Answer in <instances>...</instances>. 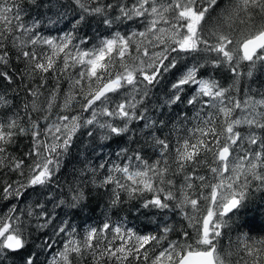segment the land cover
<instances>
[{
	"label": "snow or ice",
	"instance_id": "snow-or-ice-1",
	"mask_svg": "<svg viewBox=\"0 0 264 264\" xmlns=\"http://www.w3.org/2000/svg\"><path fill=\"white\" fill-rule=\"evenodd\" d=\"M74 3L81 11L76 24L86 17L100 16L101 23L109 28L117 22L141 21L143 30L122 33L113 29L107 34L80 39L75 33L44 37L35 31L37 23L24 22L20 0H0V65H9L15 56L24 63L21 79L26 75L35 81L33 86L26 85L32 99L24 104L23 115L11 108L0 113V169L24 175V159L8 153L19 135H31L33 147L27 155L35 157L26 183L17 188L7 184L4 198L22 195L21 188L52 183L59 170V157L67 152L73 136L83 126L104 130V140L123 138L126 134L131 138L143 132L146 140L158 146L160 158L150 164L139 153L129 156L128 150L122 149L117 155L128 163H113L100 186H114L113 204L120 202L119 190L129 196L151 193V198L143 204L145 208L169 209V202L175 201L173 208H179L185 218L200 225L196 235L185 232L182 241H171L150 259L145 245L159 242L156 236L137 235L104 223L101 229L92 228L80 238L69 220L56 222V216L46 205L38 203L37 207L42 209L37 213L43 219L41 227L51 225L54 235L61 237L62 250L57 251L50 264H75L76 257H82L85 252L99 258H114L118 264H124L129 254H134L135 259L142 258L145 264H233L228 259L233 253L222 242V237L227 235L222 229L230 228L232 219L228 214L243 206L252 187L264 188V132L258 135L249 131L245 137L237 129L247 125L250 129L264 130V111H257L264 108V99L233 100L216 80L198 76L203 64L185 65L184 73L172 83L174 91L165 104L183 102L181 93L190 90L193 95L187 103L197 106L195 119L199 123L186 129L176 141L172 164L167 159L172 149L170 138L155 134L161 129L154 126L163 121L149 122L141 106L149 96V86L160 83L165 72L177 67L180 53H214L211 62L217 67L226 64L237 76L243 62L255 66L257 61H264V20L259 25L251 23L256 14L264 17V0H229L211 28L208 20L215 12L213 6L219 7L217 0H131L130 3L119 0L115 5L100 0H74ZM256 8L259 13L254 12ZM62 77L68 80L63 96ZM51 79L56 81L54 85L50 84ZM0 80L12 84L14 77L3 70ZM61 99L63 103L58 105ZM0 104L8 106L9 101L0 95ZM57 106L63 114L53 117ZM236 109H240L241 115L233 119ZM31 113L42 116L43 126ZM84 113L88 115L85 117ZM23 120L30 123V129L21 123ZM136 122L143 123L137 128L133 126ZM144 129L149 130L144 132ZM88 134L92 135V130ZM245 141L256 148H245ZM237 149H242L245 155L241 156ZM202 163L207 164L210 176L197 172V166ZM99 168H105V164ZM177 176H182V180L175 179ZM65 195L70 197L67 203L70 208H77L84 199L83 191L78 188L69 187ZM65 203L59 200L57 206ZM188 206L190 213L186 211ZM15 212L13 208L6 216H0V259L16 253L21 255L22 264H35L31 254L23 255L27 222ZM27 215L33 213L29 211ZM109 230L113 233L111 238L107 235ZM170 230L164 228L165 233ZM240 245L238 251L244 253V264H264V240L243 239ZM46 247L51 248L52 244L49 242Z\"/></svg>",
	"mask_w": 264,
	"mask_h": 264
},
{
	"label": "trees",
	"instance_id": "trees-1",
	"mask_svg": "<svg viewBox=\"0 0 264 264\" xmlns=\"http://www.w3.org/2000/svg\"><path fill=\"white\" fill-rule=\"evenodd\" d=\"M100 2L115 5L119 0H100ZM124 2L130 3L131 0H124ZM228 3L229 0H217L219 7L213 6L215 12L211 13V19L208 20L209 28L215 23L220 9L223 6L226 7ZM20 6L23 9L25 23L29 25L37 23V27H41L44 31H50L49 28H52L51 33L46 35L35 29L44 37H60L67 33H75L76 38L80 39L85 36L93 38L107 34L113 29L122 33H130L137 29L143 30L141 21H125L124 24L117 22L113 25V28H109L101 23L102 17L100 16H89L83 22L76 24L81 11L75 5L74 0H20ZM254 12L259 13L255 9ZM262 18L259 14H256L251 23L259 25ZM13 52H15V49H13ZM172 55L176 56L177 54L173 53ZM200 57H208V59L201 60ZM214 57V53H180L177 59V67L165 72L160 78V83L149 86V96L144 100L141 108L145 110L149 122L163 121V124L154 126L161 129V131L155 132L156 135L161 138H170L167 136L168 134L175 135V139L170 138L172 149L167 155L170 164L173 163L176 155V141L186 129L199 123L195 119L197 106L187 103V100L193 95L190 90L186 89L181 93L183 102L171 106L165 104V101L174 91L171 87L172 83L184 73L186 70L185 65L191 67L193 63L203 64L198 76L216 80L221 87L228 90L226 96L233 100L238 99L243 102L246 98H250L252 101L264 99V61H257L255 66L243 62L239 69L240 75L237 76L226 64L219 67L215 66L211 62ZM3 70L10 72L14 77V81L12 84H8L6 81L0 80V95L9 101L8 106L0 104V113L8 112L11 108L20 111L23 115L24 104L32 99L27 94L26 85L33 86L35 81L26 75L23 80L21 79V75L24 74V63L22 60H17L15 56L12 57L9 65H0V71ZM48 75L51 77L52 73ZM55 82L54 79L50 80V84L54 85ZM60 86L61 96H63L68 88V80L62 77ZM62 103V99L58 101V105ZM257 111H264V108H257ZM57 114H63L59 112L58 106L53 109V117ZM31 115L34 119L38 118L41 126H43L45 122L40 114L31 113ZM87 115V113L83 114L85 117ZM240 115V109H236L232 118H237ZM21 123L29 129L31 128L30 123L26 120L21 121ZM81 123H83V120ZM142 123L136 122L133 126L139 128ZM248 129L252 130L247 125H242L238 126L237 130L241 131L242 136H244ZM90 130H92V135L88 134ZM148 130L144 129L143 131ZM256 130L258 134L264 132L261 129ZM103 131L98 127L93 128V126L81 127L73 136L71 146L67 152L59 157V170L53 177L52 183L46 186L21 188L22 195L16 196L13 194L4 198L3 189L7 184H12L13 188H17L20 184L26 183L25 178L30 175V165L35 159V157L27 155L33 147L31 135L17 136L15 143L9 147V155L16 159H24L25 168L23 176L17 172H9L7 168L0 169V216H6L15 208V215H19L22 220H26L27 245L23 250V255L31 254L35 259V264H50L52 257L62 249L61 237L54 235L53 227L51 225L41 227L43 219L39 218L37 213L41 212L42 209L37 207L38 203L46 205L48 210L56 216V222L64 219L69 220L72 226L76 228L80 238H83L92 228L101 229L104 223H109L114 227L119 226L137 235L156 236L159 242L151 241L145 245V248L149 251L150 259L168 247L171 241H182L185 232L190 236L196 235V230L200 225L195 220L185 218L184 212L179 208H173L172 205L175 201L169 202V209H159L151 206L145 208L143 204L147 198H151V193H136L129 196L127 192L119 190L120 202L113 204L114 186L100 185L113 163L120 165L128 163L127 160L118 157L117 154L122 149H127L126 155L131 156L134 153H139L150 164L160 157L158 146H154L150 139L146 140L143 132H137L131 138L126 134L123 138L113 137L104 140L102 139ZM248 146L252 145L248 144ZM201 158H203V153ZM208 159L210 160L211 157ZM102 163L105 164L103 169L99 168ZM173 166L175 165L173 164ZM196 170L200 174L211 175L206 163L198 165ZM175 179L182 180V176H177ZM256 183L258 182L253 181V184ZM69 187L83 191L84 199L77 208L67 206L70 197L66 196L65 193L68 192ZM59 200H65L66 203L57 206ZM29 211L33 213L32 216L27 215ZM186 211L191 212L190 206ZM66 213L68 215H65ZM228 215L232 219L229 221L230 228L222 229L223 232L227 233L222 237V242L227 248L231 246L230 251L233 254L228 259L233 264H244V253L238 251V248L242 247L240 241L243 239L252 242L264 240V188L252 187L243 206L234 209L233 213ZM225 219H228V217H225ZM166 226L171 229L167 233L164 232ZM107 235L111 238L113 235L111 230ZM49 242L52 244L51 248L46 247ZM116 243L119 244L120 241H116ZM141 252H143V249ZM0 264H22L21 255L9 253L7 257L0 259ZM75 264H118V262L114 258L109 259L107 256L99 258L85 252L82 257H76ZM124 264H145V262L142 258L135 259L134 254H129L128 260L124 261Z\"/></svg>",
	"mask_w": 264,
	"mask_h": 264
},
{
	"label": "rangeland",
	"instance_id": "rangeland-1",
	"mask_svg": "<svg viewBox=\"0 0 264 264\" xmlns=\"http://www.w3.org/2000/svg\"><path fill=\"white\" fill-rule=\"evenodd\" d=\"M226 4H227V3H226ZM224 8H225V7L223 6V7L220 9V12H221ZM255 10L259 11V8H256ZM262 20H264V17L261 19V21H262ZM46 28H49V27H46ZM49 29H50V31H44V30L41 29V27H37V28H36L37 31H40L42 34H45V35L51 33L52 28H49ZM248 78H250V76H248ZM249 131H255V132L258 134V132H257L256 129H252V130H249V129H248V130H246V134L244 135L245 137L247 136V133H248ZM258 135H259V134H258ZM167 136L170 137L171 139H175V135H170V134H168ZM244 147H245V148H249V149H254V148H256L255 146H248L247 142L244 143ZM237 151L239 152V154H240L241 156L245 155V153H244V151H243L242 149H237ZM230 248H231V246L228 247L229 250H230ZM61 250H62V249H61Z\"/></svg>",
	"mask_w": 264,
	"mask_h": 264
}]
</instances>
